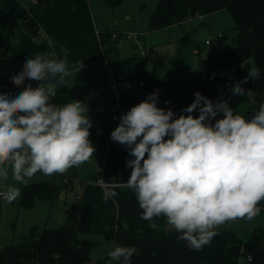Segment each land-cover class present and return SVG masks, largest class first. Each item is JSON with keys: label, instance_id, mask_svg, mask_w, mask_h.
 Returning a JSON list of instances; mask_svg holds the SVG:
<instances>
[{"label": "clouds", "instance_id": "obj_1", "mask_svg": "<svg viewBox=\"0 0 264 264\" xmlns=\"http://www.w3.org/2000/svg\"><path fill=\"white\" fill-rule=\"evenodd\" d=\"M47 44L50 54L26 59L23 70L11 77L16 87L25 81H37L38 86L29 83L15 96L0 93V181H8L11 170L12 180L27 186L38 172L64 174L88 162L96 151L89 139L93 123L88 106L80 100L52 103L83 62L70 71L68 50L61 48L60 58L55 41L48 38ZM259 76V68L252 66L231 86V94L246 95L255 105L254 94L242 85ZM194 96L182 110L187 115H177L158 107L159 93L153 92L120 116L110 138L129 150L126 186L136 195L141 218L163 216L179 233L177 239L198 251L211 243L219 226L252 220L261 212L257 205L264 200V103L246 119L225 100L213 103L198 91ZM197 109L199 115L193 116ZM218 114L222 118L215 119ZM20 196L21 188L12 184L0 190L7 204ZM114 196V191L103 194L105 200ZM135 254L134 246L117 245L108 252L110 261L118 264H131Z\"/></svg>", "mask_w": 264, "mask_h": 264}, {"label": "crops", "instance_id": "obj_2", "mask_svg": "<svg viewBox=\"0 0 264 264\" xmlns=\"http://www.w3.org/2000/svg\"><path fill=\"white\" fill-rule=\"evenodd\" d=\"M23 15L38 24L39 31L36 36L28 33L24 22L20 20ZM162 31L164 30L152 32ZM104 32L107 31H104L97 20L93 0H0V33L8 35L15 44L7 57L0 56V93L8 94L15 86L11 83V77L23 70L26 59L39 53L52 52L47 44L48 38L55 41V51L60 58H63L61 48L68 50L70 71L73 64L83 62L80 72L66 78L70 93V88L77 89L81 83L93 81L95 77L103 79L109 74L114 85H118L117 89L111 86L115 90L114 102L97 103L90 115L93 134L89 139L96 149L94 154H98L96 157L102 160V164L90 181L83 187L80 185V194L76 193L80 196V223L86 230L85 234L102 230L115 232L116 246H134L137 249V254L131 258V264H205L202 262L201 251L192 250L186 241L178 240L179 233L166 223L163 216L153 218L152 221L142 219L143 210L139 207L136 195L126 186L131 174V168L126 167V161L131 157L125 146L114 143L110 138L111 132L118 126L112 119V109L118 104L122 115L148 96L138 83L139 73L147 69L139 70L138 65L129 68L127 59H123L117 48L109 43L119 41L124 33L134 34L135 37L132 38L138 42L143 41L144 36L142 33L116 30L108 33L111 36L112 33H119V37H110L102 44L100 34ZM117 44L122 46L121 42ZM200 54L198 53L199 56ZM161 77L170 80L168 76ZM79 99L88 101L89 96ZM194 113L199 115L196 110ZM61 175V193H65V198L69 191L75 194L76 178L73 169L70 168L67 174ZM106 190L116 192V196L105 200L103 194ZM257 206L261 208V212L252 220H230L216 229L228 228L237 237L230 241L228 248L239 250V264H250L247 260L249 255L253 258L252 262L264 264V200ZM75 207V204L60 207L56 216L59 217L67 208ZM62 225L64 224L61 223ZM107 258L110 261L109 256ZM99 261V258L92 256L93 264H99ZM111 262L118 264L117 261Z\"/></svg>", "mask_w": 264, "mask_h": 264}, {"label": "rangeland", "instance_id": "obj_3", "mask_svg": "<svg viewBox=\"0 0 264 264\" xmlns=\"http://www.w3.org/2000/svg\"><path fill=\"white\" fill-rule=\"evenodd\" d=\"M158 1L125 0L117 7H109L105 5L104 0H93V5L95 6L97 20L103 26L104 31L118 30L143 34V39L146 42L144 40L138 42L133 38L127 40L122 36L119 41H115L116 43L114 41L109 43L110 46L117 48L123 59H127L126 62L129 68L138 65L140 66L138 67L139 70L146 68L153 77L163 79L161 76H168L170 80L186 85L201 78L199 71L200 57L206 58L210 53L228 49L232 46L231 40L236 35L235 24L230 13L223 11L198 16L180 26H173L155 33L150 29L149 19L155 12ZM226 33L230 34V39L219 42L216 47L206 45V40H214L219 34L225 35ZM118 42H121V47L118 46ZM198 53H201L200 56ZM251 66H255L253 62ZM121 74L124 76L123 72ZM113 85L114 80H111L109 74L103 79L95 77L93 81L81 83L77 89L70 88L69 101L80 100L84 102L88 106L87 114L90 117L97 103L114 100L115 90L111 89ZM242 87L248 89L243 85ZM85 95L89 96L88 101L79 99ZM219 100L227 101L234 111L247 119L248 104L246 95H232L231 87H229L226 91L220 93ZM222 115L220 114V118H222ZM193 116H197L196 113ZM214 122L215 120L212 121V123ZM96 155L98 154H93L88 162L79 167L72 168L76 178L75 194H71L69 191L65 199H61L59 196L51 201L37 200L32 208L19 205L22 196V184L12 180L11 170L9 171V180L0 181V190H4L6 184L21 188V196L11 204L5 203L0 198V249L6 254V264H57L56 257H40L36 250V243L26 242L25 238L29 236L34 228L41 232L44 228L57 229L61 226L56 212L60 207L65 208L70 204H75V206L79 204V200H76L75 196L76 193L80 194V185L83 187L100 170L102 160L100 161ZM68 171L64 174H67ZM42 181H53L59 186L63 183V176L59 173L44 176L38 172L29 183ZM103 231L98 233L88 232L82 238L92 243V256L99 258V264H109L107 261L108 252L116 245L115 241L111 240ZM107 249H109L108 252Z\"/></svg>", "mask_w": 264, "mask_h": 264}, {"label": "trees", "instance_id": "obj_4", "mask_svg": "<svg viewBox=\"0 0 264 264\" xmlns=\"http://www.w3.org/2000/svg\"><path fill=\"white\" fill-rule=\"evenodd\" d=\"M124 1L104 0V3L109 7H117ZM223 11H228L232 16L236 35L231 40L230 48L201 58L199 68L201 78L181 85L173 80L153 77L147 70L139 73L138 83L142 89L148 95L153 92L159 93L158 107L165 110L172 107L177 115H187L182 110L193 102L197 91L215 103L220 99L222 91H226L235 82L242 81L248 75L252 62L259 68L260 76L254 81L249 80L248 83L243 84L251 90L256 100L255 105L247 100V119L258 111L261 103H264V0H159L155 12L149 19L150 29L152 31L165 30L198 16ZM20 20L24 22L30 35H37L39 27L34 20L26 15H23ZM110 37L112 36L108 32L101 33L102 44H105ZM224 39H230V34L226 33L221 41ZM14 48L15 44L11 38L0 33V56L7 57ZM22 91L14 86L8 94L15 96ZM69 99L70 92L66 84L57 90L52 103L64 104ZM166 101L171 103H165ZM89 131L91 136L93 128ZM60 193V186L53 181L28 183L27 186L22 185L19 205L32 208L37 200L51 201L58 198ZM80 215L81 209L77 204L66 224L57 229L44 228L41 232L34 228L25 241L36 243L40 257H56L57 264H92L93 246L90 241L82 238L86 230L80 223ZM103 233L115 241V232L104 230ZM217 233L211 243L200 250L202 262L205 264H239V250L228 248L230 241L237 239L235 234L228 228L217 230ZM239 245L241 246V241ZM6 261V254L0 249V264H6Z\"/></svg>", "mask_w": 264, "mask_h": 264}, {"label": "built area", "instance_id": "obj_5", "mask_svg": "<svg viewBox=\"0 0 264 264\" xmlns=\"http://www.w3.org/2000/svg\"><path fill=\"white\" fill-rule=\"evenodd\" d=\"M123 36L126 37L127 39H131L132 37H135L134 34H130V33H124ZM112 37H113L114 39H117V38L119 37V33H112ZM223 38H224V35L219 34V35L216 37V39H214V40H210V39H208V40L206 41V44H207V45L216 46V45L219 44V42H220ZM29 83L32 85V87H36V86H38V83H39V82H37V81H25V83L22 84V85H21L20 87H18V88L21 89V90H24V88H25V87L27 86V84H29ZM124 86H128V87H129L130 85L124 84ZM113 88H114V89H117V88H118V85H117V84L113 85ZM196 112L199 113L198 109L196 110ZM120 116H121V113H120V107H119L118 104H116V105L113 107V109H112V119H113V121H115V122H117V123L119 124V123H120V119H119ZM219 118H220V114H218V116H217L215 119H219ZM112 141H113V140H112ZM113 142H114V141H113ZM114 143H117V142H114ZM118 144H119V143H118ZM75 198H76V200H79V199H80L79 194L76 195ZM252 261H253V258H252L251 262H252ZM108 263L111 264L112 262H111V261H108Z\"/></svg>", "mask_w": 264, "mask_h": 264}, {"label": "water", "instance_id": "obj_6", "mask_svg": "<svg viewBox=\"0 0 264 264\" xmlns=\"http://www.w3.org/2000/svg\"><path fill=\"white\" fill-rule=\"evenodd\" d=\"M61 199L65 198V193H61L60 195ZM74 209L73 208H67L65 209L58 217V220L62 223V224H66L69 217L73 214ZM93 264V263H92ZM250 264H260V262L255 261V262H251Z\"/></svg>", "mask_w": 264, "mask_h": 264}, {"label": "bare ground", "instance_id": "obj_7", "mask_svg": "<svg viewBox=\"0 0 264 264\" xmlns=\"http://www.w3.org/2000/svg\"><path fill=\"white\" fill-rule=\"evenodd\" d=\"M218 45H219V44H218ZM218 45H216V46H218ZM211 46H212V45H211ZM216 46H215V47H216Z\"/></svg>", "mask_w": 264, "mask_h": 264}]
</instances>
